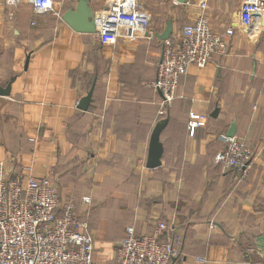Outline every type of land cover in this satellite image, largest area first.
Returning a JSON list of instances; mask_svg holds the SVG:
<instances>
[{
	"label": "crops",
	"instance_id": "obj_1",
	"mask_svg": "<svg viewBox=\"0 0 264 264\" xmlns=\"http://www.w3.org/2000/svg\"><path fill=\"white\" fill-rule=\"evenodd\" d=\"M77 3L56 0V7L63 14ZM2 4L0 15L7 13ZM16 11L13 39L0 32V86L12 82L10 94L0 95V161L7 172L48 176L61 200L75 201L90 231H100L93 234L97 263L114 264L111 251L128 226L153 235L165 222L171 230L163 240L179 248L180 264H264V28L254 39L239 33L226 55L203 68L192 65L180 78L160 136L162 164L150 169L160 121V95L150 84L164 50L156 34L168 19L136 39L98 42L62 17L35 15L27 2ZM171 20L174 37L189 23ZM91 88L88 109H79ZM191 112L208 116L194 135ZM233 123L254 154L245 176L215 162ZM85 196L91 203L82 202Z\"/></svg>",
	"mask_w": 264,
	"mask_h": 264
},
{
	"label": "built area",
	"instance_id": "obj_2",
	"mask_svg": "<svg viewBox=\"0 0 264 264\" xmlns=\"http://www.w3.org/2000/svg\"><path fill=\"white\" fill-rule=\"evenodd\" d=\"M13 18L17 8L27 2L37 16L54 14L62 17L56 0H0ZM63 1V0H62ZM187 0L186 3H188ZM176 3V2H175ZM209 0H197L205 14ZM202 13V14H203ZM236 25L215 30L208 17L201 15L187 23L177 37L163 41L164 50L157 64L156 79L150 84L160 95L158 115L167 118L176 98L180 78L190 66H207L216 54L226 55L232 40L243 33L256 38L264 28V0H240ZM232 15V18H233ZM94 38L98 42L126 37L136 39L152 28V15L139 0H104L94 12ZM207 115L191 112L188 128L194 135L204 126ZM226 146L215 156V162L227 170L245 176L252 165L253 151L240 138L223 136ZM82 202L91 203L90 197ZM165 222L157 224L155 234H138L128 226L125 236L114 246L117 264H179L181 252L173 240H163L170 231ZM201 261V258H196ZM0 264H98L95 239L87 219L77 213L73 199L61 200L55 182L48 176L13 175L0 161Z\"/></svg>",
	"mask_w": 264,
	"mask_h": 264
},
{
	"label": "rangeland",
	"instance_id": "obj_3",
	"mask_svg": "<svg viewBox=\"0 0 264 264\" xmlns=\"http://www.w3.org/2000/svg\"><path fill=\"white\" fill-rule=\"evenodd\" d=\"M139 1L142 4V6L148 12L151 13L152 27L154 24L165 23L167 19L174 18L177 21L181 17L184 19V23H187V22L190 23V22H193L192 15L199 14L200 16L205 15L206 17H208L212 27L215 30L216 29L222 30L224 26L227 25V21L229 20L230 16L238 9L236 6L237 5L236 3L235 5L231 4V1L233 0H220L222 5L219 4L218 6H212L211 8H209L208 6L207 10L205 11V14L204 13L202 14L199 7L197 6V0H189V2L185 4H178V3L174 4L173 0H139ZM224 3H228V10H224V11L222 10L223 7H226ZM90 4L92 8L94 9L93 11L95 12L99 9L98 6H101V5L103 6L104 0H90ZM2 5L4 6L5 9H7V7L4 4ZM16 12L17 11H15V15L13 16V18H10L7 13H1L0 32L6 31V32L12 33V31L15 29ZM29 16L30 15L26 12H23L20 15L21 19L24 21H26L29 18ZM11 38L13 39V33L11 34ZM2 40L3 39L0 37V49L2 47L1 46ZM81 218L86 219V217L84 216ZM95 232L97 234L100 233V231H94V233L92 234H95ZM113 251H114V248H113ZM113 251H111L112 255L114 253ZM112 255H111V260L113 259L114 264H117L115 255H113V257ZM99 264H102V263H99Z\"/></svg>",
	"mask_w": 264,
	"mask_h": 264
},
{
	"label": "water",
	"instance_id": "obj_4",
	"mask_svg": "<svg viewBox=\"0 0 264 264\" xmlns=\"http://www.w3.org/2000/svg\"><path fill=\"white\" fill-rule=\"evenodd\" d=\"M178 4H185L187 0H174ZM62 19L66 22L73 30L82 33H89L93 34L95 32V23H94V11L88 5V0H78V3L74 9H68L66 12L62 14ZM233 25H236L237 22V15H233ZM262 25L264 26V14L262 17ZM173 33V22L171 19L167 20L166 28L161 32L157 33L156 36L160 40L164 41L171 37ZM27 59V65H28ZM12 82H10L6 87L0 86V95L8 96L11 91ZM93 95V88L88 92L86 96H84L81 101L79 102V109L87 110ZM215 111V114L216 115ZM168 123V118H164L158 122L155 126L151 140L149 145V152L147 158L146 167L150 169L157 168L162 164V156L164 152V147L162 142L160 141V136L163 129L166 127ZM236 126L233 123L231 125L230 130L228 131V137L235 136Z\"/></svg>",
	"mask_w": 264,
	"mask_h": 264
},
{
	"label": "trees",
	"instance_id": "obj_5",
	"mask_svg": "<svg viewBox=\"0 0 264 264\" xmlns=\"http://www.w3.org/2000/svg\"><path fill=\"white\" fill-rule=\"evenodd\" d=\"M166 235V234H165ZM163 238V237H162Z\"/></svg>",
	"mask_w": 264,
	"mask_h": 264
}]
</instances>
